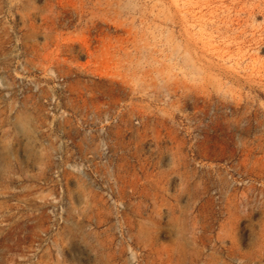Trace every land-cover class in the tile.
<instances>
[{
    "label": "rangeland",
    "instance_id": "rangeland-1",
    "mask_svg": "<svg viewBox=\"0 0 264 264\" xmlns=\"http://www.w3.org/2000/svg\"><path fill=\"white\" fill-rule=\"evenodd\" d=\"M0 264H264V0H0Z\"/></svg>",
    "mask_w": 264,
    "mask_h": 264
},
{
    "label": "bare ground",
    "instance_id": "bare-ground-1",
    "mask_svg": "<svg viewBox=\"0 0 264 264\" xmlns=\"http://www.w3.org/2000/svg\"><path fill=\"white\" fill-rule=\"evenodd\" d=\"M221 6H222V5H221ZM221 6H220V7H221ZM235 9H236V8H235ZM215 19H216V18H215ZM229 42H230V41H229ZM222 50H223V49H222Z\"/></svg>",
    "mask_w": 264,
    "mask_h": 264
}]
</instances>
